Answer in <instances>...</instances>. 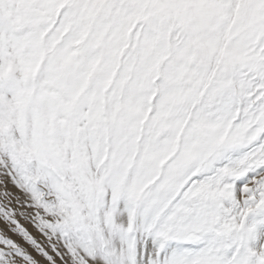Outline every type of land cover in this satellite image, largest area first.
<instances>
[{"label":"snow or ice","instance_id":"6c2138e0","mask_svg":"<svg viewBox=\"0 0 264 264\" xmlns=\"http://www.w3.org/2000/svg\"><path fill=\"white\" fill-rule=\"evenodd\" d=\"M0 222V264H264V0H0Z\"/></svg>","mask_w":264,"mask_h":264},{"label":"rangeland","instance_id":"374dc122","mask_svg":"<svg viewBox=\"0 0 264 264\" xmlns=\"http://www.w3.org/2000/svg\"><path fill=\"white\" fill-rule=\"evenodd\" d=\"M9 188L15 192L16 190L14 188H12L11 185H9ZM17 219L20 220L21 224H23L28 230L29 232L40 242H44V237L39 233V231L32 225V223L26 219H24L23 217L17 216ZM2 223V222H0ZM9 235L17 240L18 242H20L21 244H23L30 252H32V254L34 256H36V258L38 260L41 261V264H46V262L44 261V259L42 257H40L32 248L31 246L27 245L26 242L23 241V239L21 237H19L18 235L9 233Z\"/></svg>","mask_w":264,"mask_h":264}]
</instances>
